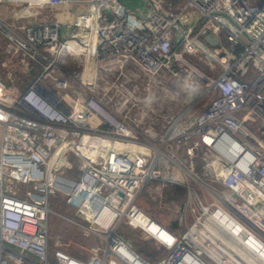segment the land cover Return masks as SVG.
I'll list each match as a JSON object with an SVG mask.
<instances>
[{
    "label": "built area",
    "instance_id": "2783aa9c",
    "mask_svg": "<svg viewBox=\"0 0 264 264\" xmlns=\"http://www.w3.org/2000/svg\"><path fill=\"white\" fill-rule=\"evenodd\" d=\"M0 2L32 17L0 19V264H133L122 245L141 264H264V0ZM72 5L83 10L66 14ZM45 8L65 16L41 15ZM216 35L228 44L208 42ZM13 60L22 72L16 82ZM169 76L196 93L158 129L144 118L165 102L166 89L154 88ZM149 180L159 182L155 191L166 182L182 187L180 231L136 203ZM57 195L102 246L88 245L84 257L48 251V203ZM121 219L163 255L147 260L132 249L114 231Z\"/></svg>",
    "mask_w": 264,
    "mask_h": 264
},
{
    "label": "rangeland",
    "instance_id": "374dc122",
    "mask_svg": "<svg viewBox=\"0 0 264 264\" xmlns=\"http://www.w3.org/2000/svg\"><path fill=\"white\" fill-rule=\"evenodd\" d=\"M14 6L21 7L22 5L16 4ZM11 7H12V4H8L6 2H0V19L1 20L5 22L21 23L24 20L32 18L29 16L15 17L13 12H10ZM78 10H83L81 5H72L71 8L67 10L66 14H73L74 12H77ZM50 11L51 10L49 8H45L41 10V15L46 14V12L50 13ZM182 14H187L188 16L191 17L193 12L189 8H186ZM52 15L56 17L65 16V14H61L59 12H53ZM214 37L215 39H212V38L207 39L208 42L216 43L218 42V40L221 39L219 35L218 36L216 35ZM221 41L225 45L228 44L223 39H221ZM185 56L192 63H194L197 67H199L200 70H203L208 73L209 71L212 73L216 71V67H214V69L209 68V63L204 58H201L195 54L194 55L185 54ZM1 59L2 58L0 56V61ZM9 68H11L12 78L14 79L13 82H16L17 78L22 74V72L17 69V65L15 64L14 60L11 61ZM4 70L5 69L3 68V65L0 64V76L2 78L5 77ZM195 81H198V79L196 78ZM160 85H165V87L155 86L154 90L157 94H162L164 93L163 88L166 89L164 94H166L167 97H161L162 100H165V102L161 104V106L158 108L157 106L153 105L155 112L149 115L148 118H144V122H147L149 121V118L152 116V121H154L155 123L153 126L158 127V129L160 128V120L162 118L167 117L168 115H171V116L175 115L177 112H179L182 109V107H184V105L188 102V100H191V98L195 96V93H196V91L187 92L185 85L181 84L180 76L176 78H172L171 76H169ZM208 97L209 96L203 97L204 101L202 99V101H199L197 105H194L192 108L193 111L200 109V107L204 104L203 102H205L208 99ZM193 111H190V113ZM194 164L196 163L194 162ZM192 172H196V171H192ZM196 174L202 181L209 180V178H206V175L200 174L198 172H196ZM186 179L188 182L194 185L198 194L201 195V190L199 188V185L196 183V181L189 175L186 176ZM158 185H159V182H157L156 180H149L140 188V190L155 192V189L157 188ZM153 194L151 193L150 197L154 200L153 201L154 206H156V208H161L160 209L161 214H158V216L165 222H168L170 218L175 216V218L177 219L176 231L181 230L183 227L182 226L183 224L180 219L178 220L179 218V214H178L179 208L178 207H180L181 205L180 202L177 203L173 200H168V198H165V197H160V198H157L155 196L152 197ZM182 196H184V192L182 193ZM140 200H141L140 196L139 198H137L136 196L135 198L136 203L144 211H146L143 208L144 205L146 206V203L142 201L140 202ZM48 204L52 210L47 214L48 251H50L52 246L56 245L74 255L84 257L87 253L86 248L88 247V245L92 243H97L101 245L102 240L100 236L93 234V233H89V232L84 233L82 231V228L72 221V220L81 221V219L79 216L75 215L74 208L64 202V199L61 195L52 196ZM162 206H164V208H167L168 211L166 210L165 212V209ZM114 231L120 237L123 236L122 238L128 241V244L130 245V247L147 260H157L164 253V248L160 247V250H157L156 254L153 257H150V256L144 255L141 251H138L135 249V247H138V245L141 246L143 249H147V250L152 246V244L157 245V242H155V240L152 239L151 236L138 225H131L127 223L126 221H124L123 219H121L120 221H118V224L115 226ZM149 238H151V240H149ZM130 243L131 244L134 243L135 247L133 246V244L131 245Z\"/></svg>",
    "mask_w": 264,
    "mask_h": 264
},
{
    "label": "trees",
    "instance_id": "16d2710c",
    "mask_svg": "<svg viewBox=\"0 0 264 264\" xmlns=\"http://www.w3.org/2000/svg\"><path fill=\"white\" fill-rule=\"evenodd\" d=\"M20 82V81H19ZM21 83V82H20ZM153 194L152 197H165L168 198V200H173L175 202H180L182 200V187H180L178 184L173 183V182H166L163 185L160 186L159 190L155 191V192H151V191H145V190H140L137 193V198H141L140 202H144L146 203V206L142 205L143 208L149 213V215L156 220L157 222H159L161 225H163L164 227L168 228L169 230H172L174 232H178L176 231V221L177 219L174 217L170 218L168 222L163 221L158 214H161L160 209L161 208H156V206H154L153 203V199L150 197V194ZM164 208V206H162ZM179 208V207H178ZM165 212L166 210L168 211L167 208H164ZM180 231V230H179ZM123 237V236H122ZM152 238V237H151ZM151 238H149V240H151ZM153 239V238H152ZM131 244V243H130ZM133 246L135 247L134 243H132ZM131 244V245H132ZM160 245H154L152 244V246L147 250V249H143L141 246L138 245V247H135L136 250L141 251L144 255L146 256H150L153 257L156 254L157 250H160Z\"/></svg>",
    "mask_w": 264,
    "mask_h": 264
},
{
    "label": "bare ground",
    "instance_id": "6f19581e",
    "mask_svg": "<svg viewBox=\"0 0 264 264\" xmlns=\"http://www.w3.org/2000/svg\"><path fill=\"white\" fill-rule=\"evenodd\" d=\"M2 62V60L0 61V63ZM50 163H52V161H50ZM102 214H105L106 216V222L110 219V217L112 215H109L107 212L103 211L101 212ZM113 214V213H112ZM145 224V228L146 230L149 231V233L154 234L158 239L162 240V242L164 243H170L172 239H170L169 235L167 234V232L164 229H160V227H156L153 223L147 225V223H143ZM120 245V243H119ZM120 253L125 254L127 258L128 255L131 256V262H133V264H141L138 260V258L134 255V252H132L130 249H127L124 245H122L120 248ZM133 257V258H132ZM130 259V258H129ZM136 263H135V262ZM157 264H162L161 262H158Z\"/></svg>",
    "mask_w": 264,
    "mask_h": 264
},
{
    "label": "crops",
    "instance_id": "0c3cea01",
    "mask_svg": "<svg viewBox=\"0 0 264 264\" xmlns=\"http://www.w3.org/2000/svg\"><path fill=\"white\" fill-rule=\"evenodd\" d=\"M24 9H25V11H27V10H30L29 8H26V7H24ZM51 11H50V13L49 14H53V12L55 11L56 12V10H54V9H50ZM128 257L131 259V256H129L128 255Z\"/></svg>",
    "mask_w": 264,
    "mask_h": 264
}]
</instances>
